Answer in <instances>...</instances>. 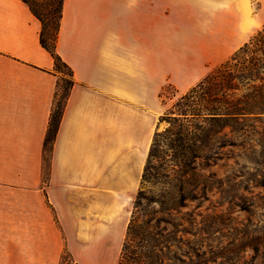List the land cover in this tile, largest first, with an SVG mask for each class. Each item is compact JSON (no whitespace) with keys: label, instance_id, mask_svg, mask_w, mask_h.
I'll use <instances>...</instances> for the list:
<instances>
[{"label":"crops","instance_id":"0c3cea01","mask_svg":"<svg viewBox=\"0 0 264 264\" xmlns=\"http://www.w3.org/2000/svg\"><path fill=\"white\" fill-rule=\"evenodd\" d=\"M263 19L264 0H64L75 84L48 153L54 60L23 0H0V264H118L162 88L200 80L191 43L247 40Z\"/></svg>","mask_w":264,"mask_h":264},{"label":"trees","instance_id":"16d2710c","mask_svg":"<svg viewBox=\"0 0 264 264\" xmlns=\"http://www.w3.org/2000/svg\"><path fill=\"white\" fill-rule=\"evenodd\" d=\"M23 2L42 25L40 42L58 76L45 140L49 153L75 84L71 68L56 52L64 0ZM161 121L168 126L155 133L142 180L145 189L134 202L118 264H264V28L177 98ZM230 134H236V142ZM235 146L240 150L236 201L229 203L247 217L236 218L235 237L223 245L216 236L234 219L223 212L186 209L190 203L201 208L214 189L225 198L229 191L217 174L199 169L218 166L224 149ZM161 180L166 184L161 191L147 187ZM248 249L253 251L250 263L242 256Z\"/></svg>","mask_w":264,"mask_h":264},{"label":"rangeland","instance_id":"374dc122","mask_svg":"<svg viewBox=\"0 0 264 264\" xmlns=\"http://www.w3.org/2000/svg\"><path fill=\"white\" fill-rule=\"evenodd\" d=\"M260 4L259 3H253L252 9L249 11L250 15L258 14L260 12ZM264 21V19H263ZM261 22L257 27V31L253 33L249 39L244 41H236V43H217V42H203V43H191L194 46L198 45L199 48L205 50L207 57L203 60V70L201 78H204L213 68L227 60L230 56H232L236 51H238L241 47H243L246 43H248L251 38L260 30L264 28V23ZM222 46L224 49H222ZM205 54V55H206ZM199 80V81H200ZM198 81V82H199ZM197 82V83H198ZM196 83V84H197ZM166 87L165 91V102L166 105L162 104V116L165 114L168 107H170L177 98H179L182 94L185 93V91L179 89L175 84L172 82H168L164 85ZM163 87V88H164ZM162 88V90H163ZM162 93V91H161ZM63 101V99H62ZM162 103V99H161ZM168 126L166 121H161V126L158 132L163 131ZM229 138L234 140L236 142L237 137L235 135H229ZM224 157L223 160L219 162V165L216 167H208L205 169H199L201 173L204 175H210L211 173H216L217 178L222 180L224 182V188L229 191L227 195H225L224 199H221V194L217 192V190H213L212 192H209V201H205L202 204V207L199 209H195L197 204L196 203H190L189 207L186 209V211L195 210V212H208V213H225L226 219H234L232 223H230L229 226L226 228H223L224 230L219 235L217 234L216 237L220 238V243L223 245H227V243L232 240V238L235 237L236 231L232 230L233 228L236 229V218L239 219H245L247 215L240 210V208L236 207L235 205H232L229 203V201L235 199L236 201V171L239 169L237 167L236 162H238V154L240 153V150L236 149L235 147H227L224 149ZM242 161V160H240ZM243 162V161H242ZM240 162V163H242ZM165 184V180H161V183H156L154 181V185L148 184L147 187L153 188L155 192L161 191ZM140 189H145L144 186L141 185ZM259 191V190H254ZM134 209V207H133ZM264 213V212H263ZM244 255L245 259L248 263H250L251 258L253 256V251L248 249ZM244 262V261H242Z\"/></svg>","mask_w":264,"mask_h":264},{"label":"bare ground","instance_id":"6f19581e","mask_svg":"<svg viewBox=\"0 0 264 264\" xmlns=\"http://www.w3.org/2000/svg\"><path fill=\"white\" fill-rule=\"evenodd\" d=\"M260 23L261 21H258L256 24L252 25V27H257Z\"/></svg>","mask_w":264,"mask_h":264}]
</instances>
